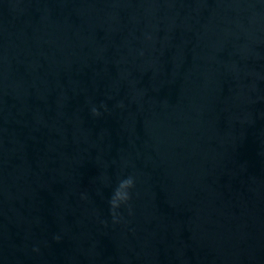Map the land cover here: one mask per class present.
Listing matches in <instances>:
<instances>
[{
  "label": "water",
  "instance_id": "95a60500",
  "mask_svg": "<svg viewBox=\"0 0 264 264\" xmlns=\"http://www.w3.org/2000/svg\"><path fill=\"white\" fill-rule=\"evenodd\" d=\"M0 264H264V0H0Z\"/></svg>",
  "mask_w": 264,
  "mask_h": 264
},
{
  "label": "clouds",
  "instance_id": "9594fccd",
  "mask_svg": "<svg viewBox=\"0 0 264 264\" xmlns=\"http://www.w3.org/2000/svg\"><path fill=\"white\" fill-rule=\"evenodd\" d=\"M92 113L94 115H100V112L97 108H92ZM135 187V177L129 175L123 179H120L116 187L113 189L111 196L109 197V207L110 213L112 216V220L114 223H118L120 221V213L118 209L121 205L129 206V214H131V207L129 205V201L131 200V192L130 190ZM59 239V237H57Z\"/></svg>",
  "mask_w": 264,
  "mask_h": 264
}]
</instances>
